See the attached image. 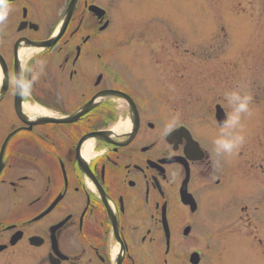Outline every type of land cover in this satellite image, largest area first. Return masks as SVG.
Segmentation results:
<instances>
[{
    "label": "flooded vegetation",
    "instance_id": "obj_1",
    "mask_svg": "<svg viewBox=\"0 0 264 264\" xmlns=\"http://www.w3.org/2000/svg\"><path fill=\"white\" fill-rule=\"evenodd\" d=\"M124 2L0 0V264H262L264 196L246 184L264 190V148L220 170L172 125L178 84L154 75V48L119 50ZM220 198L234 218L203 238Z\"/></svg>",
    "mask_w": 264,
    "mask_h": 264
},
{
    "label": "rangeland",
    "instance_id": "obj_2",
    "mask_svg": "<svg viewBox=\"0 0 264 264\" xmlns=\"http://www.w3.org/2000/svg\"><path fill=\"white\" fill-rule=\"evenodd\" d=\"M129 1L121 3L115 22L121 40L119 50L126 53L154 48L146 60L160 63L159 70H153L154 75L162 72L161 77L173 79L170 84H178L168 86L179 90L181 98L179 106L176 102L167 105L172 125H188L204 137L207 150L220 158L217 163L220 170L233 169L239 150L243 157H258L261 147L264 148V0ZM128 24L126 32L132 34L131 39L127 34L124 38ZM149 27L151 34L140 32L141 28ZM244 97L250 98L247 111L237 113ZM217 105L224 109L226 127H217L214 119ZM237 115L239 122L235 123ZM235 136L243 137L236 149L217 153L218 139ZM240 181L232 178L230 185H238ZM246 188L254 196H264L260 185L247 181ZM225 202L228 201L224 198L217 201L220 214L203 205L198 218L200 236L212 235L214 223L217 229H224L233 220L234 214L224 208ZM248 202L247 196L244 206L248 207ZM259 222L264 233V219L259 218ZM247 246L250 248L249 243ZM245 252L249 259L252 253L249 249Z\"/></svg>",
    "mask_w": 264,
    "mask_h": 264
},
{
    "label": "clouds",
    "instance_id": "obj_3",
    "mask_svg": "<svg viewBox=\"0 0 264 264\" xmlns=\"http://www.w3.org/2000/svg\"><path fill=\"white\" fill-rule=\"evenodd\" d=\"M3 18H5V13H0V20H2ZM28 85H25V87H27ZM236 99H241L239 96H235ZM250 98L249 97H244L242 98V102L239 104L238 109H237V113L239 112H244L247 111L248 108V100ZM235 123L239 122V115H237L235 117L234 120ZM243 142V137L242 136H235L231 139H218L215 143L217 145V153H231L234 149H236L239 144H241Z\"/></svg>",
    "mask_w": 264,
    "mask_h": 264
},
{
    "label": "bare ground",
    "instance_id": "obj_4",
    "mask_svg": "<svg viewBox=\"0 0 264 264\" xmlns=\"http://www.w3.org/2000/svg\"><path fill=\"white\" fill-rule=\"evenodd\" d=\"M33 50H29V49H24L21 51V55L23 57H25L26 55H28L29 53H31ZM0 81H1V73H0ZM35 109H32L30 107L27 108V111L30 113V112H35L34 111ZM41 114H45L44 112H40ZM46 115H48V113H46Z\"/></svg>",
    "mask_w": 264,
    "mask_h": 264
},
{
    "label": "water",
    "instance_id": "obj_5",
    "mask_svg": "<svg viewBox=\"0 0 264 264\" xmlns=\"http://www.w3.org/2000/svg\"><path fill=\"white\" fill-rule=\"evenodd\" d=\"M38 46L41 47L42 45H38ZM223 117H224L223 110L221 109V107L217 106L216 107V118H217L219 123L223 122Z\"/></svg>",
    "mask_w": 264,
    "mask_h": 264
}]
</instances>
